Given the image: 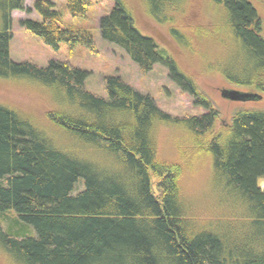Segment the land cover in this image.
Wrapping results in <instances>:
<instances>
[{
  "label": "trees",
  "instance_id": "1",
  "mask_svg": "<svg viewBox=\"0 0 264 264\" xmlns=\"http://www.w3.org/2000/svg\"><path fill=\"white\" fill-rule=\"evenodd\" d=\"M180 0H143L146 14L175 10ZM215 26L205 36L222 49L207 72L264 94L261 19L248 0H210ZM24 0H0V79L39 86V116L0 103V214L30 228L0 241L20 264H264V109H237L226 126L196 81L172 57L163 59L141 34L123 0L98 20L142 72L162 61L198 115L172 116L118 76L105 78L106 96L84 88L86 71L69 60L45 67L9 58L10 12ZM90 0H64L76 22L89 20ZM39 19L20 25L53 50L65 43L94 49L90 32L64 24L52 0H34ZM169 18V17H168ZM171 31L178 34L173 25ZM68 52V53H69ZM176 130L160 147L158 132ZM205 174L199 194L187 183ZM5 216H7L5 214Z\"/></svg>",
  "mask_w": 264,
  "mask_h": 264
},
{
  "label": "rangeland",
  "instance_id": "2",
  "mask_svg": "<svg viewBox=\"0 0 264 264\" xmlns=\"http://www.w3.org/2000/svg\"><path fill=\"white\" fill-rule=\"evenodd\" d=\"M34 0H24V10L10 12L11 38L8 44L9 58L15 62H31L45 67L49 60H69L77 68L86 71L84 88L97 96L105 97V78L118 76L137 91L147 94L154 103L172 116L184 114L198 115L203 109L195 104L188 92L181 91L169 78L168 70L162 61L153 64L150 70L142 72L139 66L128 54L115 43L101 38L98 29L99 17L108 13L113 6V0H90L91 15L89 20L74 21L64 10V0H52L55 8L62 13L64 24L83 28L90 32L94 41V49L90 50L83 44L77 45L73 55L68 46L60 43L57 50L42 42V40L26 31L20 20L24 18L39 19L32 8ZM130 12L137 30L151 37L156 44V51L163 58L172 57L181 71L189 74L199 88L206 94L214 107L219 111L217 125L226 126L233 112L237 109H264V94L260 98L233 100L221 95V90H237L247 92L245 88L227 83L220 75L207 72L208 65L222 47L205 36L207 29L215 26L207 22L211 13L216 12V5L210 0H180L175 10L158 11V19L154 20L146 14L142 0H123ZM253 4L261 19V35L264 38V0H248ZM169 17V18H168ZM1 22V13H0ZM173 25L178 34L171 31ZM69 52V53H68ZM39 86L26 78L0 79V103L16 107L21 112L35 113L39 116L44 106L39 96ZM39 115H38V114ZM164 127L158 132L160 147L168 149L170 138L174 139L176 130ZM200 170L187 183L188 191L199 194L204 189L205 174ZM258 184L264 188V177L258 179ZM0 214V227L6 232H19L30 228L15 220L13 210ZM28 226V227H27ZM0 264H20L5 249L0 241Z\"/></svg>",
  "mask_w": 264,
  "mask_h": 264
},
{
  "label": "water",
  "instance_id": "3",
  "mask_svg": "<svg viewBox=\"0 0 264 264\" xmlns=\"http://www.w3.org/2000/svg\"><path fill=\"white\" fill-rule=\"evenodd\" d=\"M221 95L229 99L242 100V101L252 96V94L248 92H240L237 90H228V89L221 90Z\"/></svg>",
  "mask_w": 264,
  "mask_h": 264
},
{
  "label": "flooded vegetation",
  "instance_id": "4",
  "mask_svg": "<svg viewBox=\"0 0 264 264\" xmlns=\"http://www.w3.org/2000/svg\"><path fill=\"white\" fill-rule=\"evenodd\" d=\"M143 1V0H142Z\"/></svg>",
  "mask_w": 264,
  "mask_h": 264
}]
</instances>
